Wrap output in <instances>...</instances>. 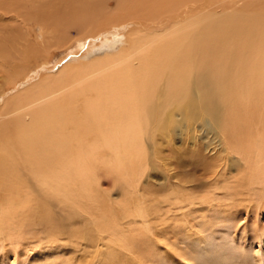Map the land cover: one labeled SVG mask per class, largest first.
<instances>
[{
	"label": "bare ground",
	"instance_id": "1",
	"mask_svg": "<svg viewBox=\"0 0 264 264\" xmlns=\"http://www.w3.org/2000/svg\"><path fill=\"white\" fill-rule=\"evenodd\" d=\"M207 1L119 0L112 9L107 0L41 5L50 18L46 24L38 21L49 35L39 42L44 51L62 46L70 27L90 46L120 35L126 44L55 75L42 74L47 64L39 63L38 43L31 44L29 36H1L6 75L0 83V234L38 222L48 227L50 240L59 234L70 240L72 263L90 261L86 253L93 251L88 242L95 233L107 239L96 249L99 264H117L112 261L117 246L126 245L132 256L134 227L118 223L116 207L105 205L101 173L126 187L137 184L150 162L145 141L158 144L174 126H192L199 116L213 122L210 131L225 136L229 150L240 152L248 174L264 181V0L239 6L241 0H228L205 10ZM221 1L226 0L211 3ZM130 25L136 27L124 33ZM58 205L67 211L63 217L56 214ZM131 205L123 204L125 219L152 230L144 205ZM75 213L90 218L93 233L65 230ZM195 258L188 260L195 264Z\"/></svg>",
	"mask_w": 264,
	"mask_h": 264
},
{
	"label": "rangeland",
	"instance_id": "2",
	"mask_svg": "<svg viewBox=\"0 0 264 264\" xmlns=\"http://www.w3.org/2000/svg\"><path fill=\"white\" fill-rule=\"evenodd\" d=\"M116 1L119 0H107V8L112 9ZM247 1L241 0L237 6ZM52 3L53 0H0V38L8 35L19 38L29 36L27 39L31 44L38 43L42 56L39 63L44 61L48 67L42 69V74L55 75L66 66H79L98 56L115 54L122 45L126 46L123 35L112 41H97L96 45L90 46L87 39L80 38V33L70 27L62 35V46L45 50L46 53L39 42L44 37L47 40L49 36L41 26L46 28L44 24L49 23L50 18L41 13L40 6ZM225 3L228 0L216 2L217 5L208 0L203 8L216 9L218 4ZM32 9L37 13H33ZM30 16L34 17L33 20ZM134 27L130 25L124 33ZM39 29H42L44 36L40 35ZM110 44H115L113 50L102 51ZM100 45H103L100 52L91 54L93 48L97 49ZM33 68L36 69V66ZM3 72L4 66L0 63V83L6 75ZM182 117L183 112L176 116L178 120ZM211 123L208 117L199 116L192 126H174L166 138L160 141L158 138V144L146 140L145 156L149 157L150 162L139 172L137 184L126 187L125 181L101 173L99 188L107 195L108 203L105 201V205L113 209L116 207L114 211L119 217L116 221L125 228H128V223L131 224L136 235L133 237L135 248L132 256L127 253L126 245L117 246L116 258L112 261L117 264H191L188 258L195 256V264H264V181L257 182L248 174L244 157L240 152L229 150L225 136L213 129L210 131ZM134 194H141L144 199L136 200L138 197ZM126 201H131L133 208L144 205L152 230L145 231L142 225H133L131 220L125 219L121 213ZM59 208V205L55 207L56 214L60 217L66 215L67 211ZM74 217L73 224L66 223V231L75 228L77 235H80L91 228L94 232L93 222L89 225L90 218L83 213H75ZM100 221L106 222L104 219ZM32 228H23L19 235L0 234V264L85 262V258L81 259L82 263L68 260V256L73 254L69 251V239L59 234L50 240L45 224L34 222ZM95 234L88 242L95 254L93 251L86 253L94 258L87 264H99L102 258L97 255L96 249L101 242H107L105 236L100 240L99 235ZM99 251L103 252L104 249L100 248ZM75 254L82 256L80 252Z\"/></svg>",
	"mask_w": 264,
	"mask_h": 264
}]
</instances>
